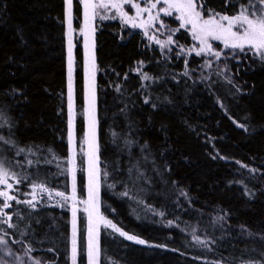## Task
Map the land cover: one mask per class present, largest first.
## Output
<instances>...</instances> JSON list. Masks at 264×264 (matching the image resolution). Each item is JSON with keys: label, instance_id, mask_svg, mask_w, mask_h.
I'll use <instances>...</instances> for the list:
<instances>
[{"label": "trees", "instance_id": "16d2710c", "mask_svg": "<svg viewBox=\"0 0 264 264\" xmlns=\"http://www.w3.org/2000/svg\"><path fill=\"white\" fill-rule=\"evenodd\" d=\"M195 2L202 16L249 4ZM72 8L73 165L65 0H0V163L16 225L0 224V236L32 264H70L72 177L85 196L82 7ZM163 13L147 34L117 17L95 21L99 203L111 224L99 229L98 264H264V59L214 38L198 55L180 14ZM85 231L80 205L77 264Z\"/></svg>", "mask_w": 264, "mask_h": 264}, {"label": "rangeland", "instance_id": "374dc122", "mask_svg": "<svg viewBox=\"0 0 264 264\" xmlns=\"http://www.w3.org/2000/svg\"><path fill=\"white\" fill-rule=\"evenodd\" d=\"M73 1V0H72ZM82 7L81 22L78 35L81 39V53H82V62H83V152H84V162H85V196L82 200H78L76 194V182L75 177L71 178V193L69 194L71 211H70V255L69 263L73 264V239L76 241L77 249V212L81 205L85 219H86V231H85V261L88 264L87 256V239H88V229L91 227L94 230L97 246H98V236L99 229L102 225H111L108 220H106L100 212V203H99V179H98V156H97V122H96V112H95V76H96V63H95V52H94V27L96 19L101 18H110L117 17L121 22L126 23L131 28L139 29L142 32L149 33L157 21L161 20L160 9L166 8L169 12L173 11L174 13L181 12L177 7L169 8L168 5L164 4L163 0H160V3H157L156 8L152 9L151 15L156 16L157 18L152 21L151 25H146L145 27H133V23L140 25L142 21H147L149 13L141 12L137 16V9L134 5L139 4L141 8H144L146 5L145 0H129L127 3H122L121 8L117 9L112 7L111 4L113 0H103L105 4L109 6L107 8H101L97 10L95 16H85V7L82 3V0H78ZM96 3H100L101 0H94ZM155 0H149L150 3H154ZM173 2L178 3L179 0H173ZM121 12L126 13V16H122ZM165 13V12H164ZM163 13V14H164ZM158 14V15H157ZM162 14V15H163ZM210 16V15H209ZM209 16H202L203 19H208ZM131 18V19H129ZM219 19V16L216 17ZM225 24L227 22H224ZM193 32L192 25L190 23L186 24ZM64 29H65V62H66V77H67V110H68V126H67V142L69 147V161L71 164H75V147H74V103H73V85H72V73H73V62H74V49H75V30L73 27V8L71 9L65 0V10H64ZM157 27V26H156ZM234 31H242L239 26H236ZM212 37H209L210 40ZM223 40V39H222ZM197 42H199L197 40ZM200 43V42H199ZM240 50V49H239ZM245 52H250L251 55H258L245 46ZM259 56V55H258ZM91 118L95 120V138H94V155L96 158V168L97 176L95 180V191L90 197L89 193V153L93 151L89 146V121ZM71 134V135H70ZM7 184H11L9 177H6ZM0 191H6L10 195V188L6 184L0 185ZM87 209V211H86ZM75 210V217L73 216V211ZM74 225H75V236H74ZM99 247V246H98ZM78 251V250H77ZM8 252H11L12 255H8ZM99 253V248H98ZM98 259V257H97ZM0 261H3L4 264H32V260L25 257L24 255H18L14 252L9 244H0ZM75 264H77V254L75 258Z\"/></svg>", "mask_w": 264, "mask_h": 264}, {"label": "snow or ice", "instance_id": "6c2138e0", "mask_svg": "<svg viewBox=\"0 0 264 264\" xmlns=\"http://www.w3.org/2000/svg\"><path fill=\"white\" fill-rule=\"evenodd\" d=\"M127 2H129V0H113L111 6L120 9L121 4ZM163 2L164 4L168 5L169 8L177 7L181 12L180 19L183 21L181 27H184L188 23L192 25L194 39L200 42V48L197 51L198 55L204 52L212 51V45L208 43V38L212 37L217 40L223 39L225 47L231 49H240L241 51H244L245 46L247 45L248 48L254 50V52L258 54L261 59H264V0H258V5L255 7L251 6V0H249V4L241 5L238 14L234 16H220L218 13H213L208 17V19L202 18V13L197 10V4L195 0H179L178 3L173 2V0H163ZM66 3L70 10L72 0H66ZM82 3L85 7L86 17L95 16L98 9L107 8L109 6L108 4H105L103 0H101L100 3H96L94 2V0H82ZM145 3L147 6H145L144 8H141L139 4L134 6L137 9V16H139L141 12L149 13L148 20L142 21L140 25H136L135 23H133V27L139 26L146 28V25H151L152 21L157 18L156 16L151 15V11L152 9L156 8V5L157 3H160V0H155L154 3L150 4L149 0H145ZM160 11H164L166 14H169L166 8H162L160 9ZM121 15L126 16L127 14L121 12ZM217 16H219V19L216 18ZM224 22L227 23L225 24ZM236 26H239L242 31H234L233 29ZM145 34H147V31H145ZM153 39L155 38L153 37ZM156 42L158 44L161 43L159 40H157ZM168 43H172L171 36H169ZM214 55L219 57L220 53L215 52ZM185 75H187V73H185ZM144 78H149L146 73L144 74ZM148 102L149 101L146 99L145 103ZM153 106L155 107V105ZM240 127H244V125H240ZM89 129V146L90 149H93V151H90L89 153V193L91 197L95 191V180L97 176L96 158L94 155V118H91L89 121ZM3 139L4 138L0 136V140ZM21 151H23V149H21ZM7 174V170L3 167V164L0 163V185L6 184L8 188H11L12 185L7 184ZM13 175L15 176V174ZM59 195L63 196V193H59ZM0 197H4L3 207H0V215L7 217L6 219L0 220V224H7L8 227H16V225L9 223L11 217L8 216V214L4 211V209H7L11 206L9 204V201L14 200L15 197L10 196L6 191H0ZM27 203L32 207H35V205L32 204V201H27ZM73 216L75 217V210L73 211ZM112 227L115 226L112 225ZM116 230L120 231V229ZM23 234L24 233H21V235ZM5 235H7V233H5ZM121 235L126 236L128 240L136 241L140 244L146 243L144 240H140L137 237L128 235L127 233H124L122 231ZM14 242L20 243V241ZM200 242L204 243L203 241ZM0 244H7V241L3 238V236H0ZM28 251H31V249H29ZM76 254V241L75 239H73V264H75ZM8 255H12V253L8 252ZM87 256L88 264H98V246L94 230L91 227L88 229ZM0 264H4V262L0 261ZM36 264H39V261H37Z\"/></svg>", "mask_w": 264, "mask_h": 264}, {"label": "water", "instance_id": "95a60500", "mask_svg": "<svg viewBox=\"0 0 264 264\" xmlns=\"http://www.w3.org/2000/svg\"><path fill=\"white\" fill-rule=\"evenodd\" d=\"M8 216H10V214H8ZM11 217V216H10Z\"/></svg>", "mask_w": 264, "mask_h": 264}]
</instances>
